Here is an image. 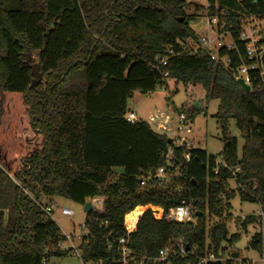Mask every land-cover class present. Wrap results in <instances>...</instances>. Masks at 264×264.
<instances>
[{"label": "trees", "instance_id": "1", "mask_svg": "<svg viewBox=\"0 0 264 264\" xmlns=\"http://www.w3.org/2000/svg\"><path fill=\"white\" fill-rule=\"evenodd\" d=\"M207 3L206 15L219 16L235 31L243 14L264 16L263 0ZM188 6L189 0H0V264H44L71 254L56 249L61 229L41 208L56 198L81 206L103 202L88 213L89 240L80 246L83 262L93 264H120L124 216L138 206L168 212L193 203L197 221L193 228L145 213L129 239L133 255L155 258L179 239L191 249L184 259L146 264H199L206 254H218L229 238L236 195L230 180L243 202L264 211V85L253 80L247 93L237 84L234 51H221L227 63L183 51L197 41L191 23L200 17L189 15ZM170 50L167 66L155 70ZM35 80L40 83L32 88ZM169 80L200 85L219 102L226 167L216 175V158L195 148L179 169L182 180H154L141 188L142 178L165 165L169 138L147 122L129 123L128 102ZM191 114L195 120L198 111ZM232 122L244 141L241 158ZM184 153L175 150L176 162ZM207 214L216 223L208 226ZM97 219L110 227L100 228ZM236 222L247 230L258 217ZM250 248L264 249V223Z\"/></svg>", "mask_w": 264, "mask_h": 264}, {"label": "built area", "instance_id": "2", "mask_svg": "<svg viewBox=\"0 0 264 264\" xmlns=\"http://www.w3.org/2000/svg\"><path fill=\"white\" fill-rule=\"evenodd\" d=\"M198 26H200L199 30H201V34H198L196 31V27ZM233 27V25H230L219 16L215 15L210 17L206 15L204 20H202L199 25L191 26L197 36V41L195 43L189 42L187 43L188 45H183V51L194 56H207L214 62L223 63H227L229 60L226 57H221V51H234L240 61V66L236 74V82L238 80H242L245 85L250 86L251 91H253V80L258 79L264 85V16H249L243 14L239 30L235 31ZM235 33H237L236 37ZM226 38H230V43L227 45H225ZM240 45L243 46V50L240 49ZM173 55V50H170L168 56L159 59L158 64L155 66V70L159 71L161 67L167 66L169 57ZM163 76L164 78H168L169 73L165 72ZM153 93L154 92H149L147 94L152 96ZM125 119L131 124L141 121L134 112H128ZM193 121L191 111L187 110L186 107L179 111V115L175 123L172 125V118L165 112L157 111L149 116L147 121L149 122L148 124L154 126L156 132L166 135L171 143L169 144L168 152L165 155V165L160 168L155 175L142 178L139 182L141 188L145 187L150 181L154 180H182L179 169L182 162L190 161L189 152L192 149H195L189 138L192 134ZM176 149H182L185 152L178 162H176L177 160L175 157ZM221 167H226L225 163H223L221 159H216L215 167L213 169L216 175L219 173ZM239 171L240 169L236 170V172ZM180 191L181 190L178 192ZM89 202L92 203L93 210H101L104 206L103 202L99 199L91 200ZM41 208L46 218H52L54 212L53 203L42 205ZM136 211L138 212L134 216H131ZM147 212H150L155 220H165L169 224L192 225L193 228L197 226V221L194 218L195 208L193 203L182 202L180 205L171 208L168 212L160 206H138L124 216L123 227L125 230V237L121 238L118 243L119 263L146 264V262L151 261L154 263H165L172 257L180 259L186 258L191 252V249L188 250V246L185 244L183 239H179L164 246L155 258H148L146 256L137 257L133 255L128 245L129 239L130 236L136 232L140 218ZM61 213L67 217L74 216V212L69 209H63ZM257 217L258 222L254 226L261 227V224L264 223V211H262V213ZM245 219L246 218H244V220ZM96 222H98L100 228L108 229L110 227V223L108 221H100L97 219ZM83 228L86 232L80 234L79 236H76L75 234L65 236L62 235L63 239L58 244L56 249L61 252H74L83 262L82 254L77 252V248L74 245L76 239L81 241V245L84 240H89V231L86 225H84ZM64 242L68 243L69 246H64ZM80 246L78 249H80ZM229 248L232 250V247ZM235 253L236 252L234 251H230L226 259L222 258L219 253L206 254L204 257L200 258L199 264H208L210 262L220 264H264L263 248L259 251L260 256L257 260H241L240 256L236 259L233 257ZM47 263H49V261H44V264ZM83 264L93 263L83 262Z\"/></svg>", "mask_w": 264, "mask_h": 264}, {"label": "rangeland", "instance_id": "3", "mask_svg": "<svg viewBox=\"0 0 264 264\" xmlns=\"http://www.w3.org/2000/svg\"><path fill=\"white\" fill-rule=\"evenodd\" d=\"M207 7V0H189V6L186 9L187 13L189 15L198 14L200 16L191 23V26H197L202 20H204ZM199 28L200 26L196 27V31L198 34H201ZM229 43L230 38H226L225 45ZM184 107L190 111H198L192 124V134L189 136L193 146L201 149L207 153V155L220 160L224 143L221 140L220 129L216 119L219 102L208 99L206 91L200 85L193 86L190 84L185 85L183 83L176 84L175 81L169 80L168 86L158 88L152 96L136 93L128 102V112H134L139 120L147 122L150 115L157 111H161L165 112L172 118L171 125L175 123L179 111ZM151 128L155 131L154 126ZM231 132L233 136L238 138L239 156L241 158L244 141L242 140L240 133L237 131L234 122L231 123ZM229 186L232 191L236 192V195L234 199L230 201L232 218L227 225L229 238L228 241L223 243L219 250V254L222 258L226 259L229 252L234 251L239 254L241 260H257L260 253L250 248V239L256 234H259L261 227L249 226L248 229L245 230L241 224H237L236 221H243L244 218L249 216L257 217L262 213V210L257 203L243 202L241 200L237 193V184L235 180H230ZM53 206L54 212L52 219L61 229L62 235L75 234L76 236H79L86 232L83 227L86 223L88 214L84 212V206L75 204L63 198L54 199ZM63 209L73 211L74 216L67 217L62 215L61 211ZM206 218L208 226L213 225L217 221L215 218L210 217L209 214L206 215ZM235 235L238 236V240L231 244L229 240ZM74 245L77 248V252L81 253L80 249H78L81 245V241L76 239ZM64 246L68 247L69 244L64 242ZM229 247H232V250ZM47 264H83V262L73 252L66 258L53 259Z\"/></svg>", "mask_w": 264, "mask_h": 264}, {"label": "water", "instance_id": "4", "mask_svg": "<svg viewBox=\"0 0 264 264\" xmlns=\"http://www.w3.org/2000/svg\"><path fill=\"white\" fill-rule=\"evenodd\" d=\"M258 1L259 0H254V3H258ZM40 83V80L39 81H34L33 82V84H32V88H35L38 84ZM237 84L244 90V91H246L247 93H251L252 91H251V87L250 86H248V85H245V83L242 81V80H238L237 81ZM171 143V141L169 140V144ZM93 211V207H92V203L91 202H88V203H86V205L84 206V212L86 213V214H88V213H90V212H92ZM198 216H199V214H197ZM188 250H189V248H188ZM233 257L234 258H238L239 257V254L238 253H235L234 255H233ZM208 264H220V263H213V262H210V263H208Z\"/></svg>", "mask_w": 264, "mask_h": 264}, {"label": "bare ground", "instance_id": "5", "mask_svg": "<svg viewBox=\"0 0 264 264\" xmlns=\"http://www.w3.org/2000/svg\"><path fill=\"white\" fill-rule=\"evenodd\" d=\"M137 212H138V211H136L135 213H133V215H131V216H134Z\"/></svg>", "mask_w": 264, "mask_h": 264}]
</instances>
